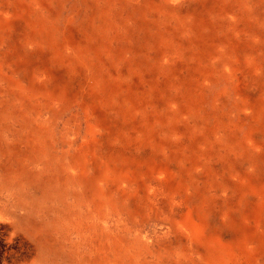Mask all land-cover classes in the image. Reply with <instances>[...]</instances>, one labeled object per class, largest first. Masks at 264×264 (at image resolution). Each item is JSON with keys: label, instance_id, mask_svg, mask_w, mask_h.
Segmentation results:
<instances>
[{"label": "rangeland", "instance_id": "rangeland-1", "mask_svg": "<svg viewBox=\"0 0 264 264\" xmlns=\"http://www.w3.org/2000/svg\"><path fill=\"white\" fill-rule=\"evenodd\" d=\"M108 1L0 0L3 72L25 83L31 79L35 86L39 83L32 76L45 72L48 90L64 84L69 95L93 82L101 90L96 95L98 113L105 112L109 119L136 108L133 115H119L95 155V168H107L112 175L128 172L129 200L115 210L75 211V204L67 202L69 213H61L62 219L53 211L46 218L27 212L18 201L20 195L29 198L27 192L13 197L4 190L3 179L16 180L20 173L14 175L0 155V264H63L57 248L74 253L77 245L98 249L93 253L95 264H208L214 256L226 264H264V121L250 138L252 124L238 107L242 93L247 97L244 107L264 99V0H123L127 14H96L89 23L87 16ZM128 8L147 10L150 21L166 22L170 42L155 38L152 22L145 26L132 17L126 23L133 10ZM182 21L201 26L212 51L200 52L209 62L192 63L199 39L188 47V41L181 43ZM188 35L192 39L196 32ZM63 44L83 66L75 58L66 60ZM231 45L238 47L232 68H219L231 70L229 83L211 72ZM162 53L176 59L159 69ZM198 68L205 82L197 78ZM186 90L199 100L195 109L184 105ZM245 110L246 116L252 115V110ZM219 121L234 132V142L246 146V155L231 152L221 133L213 132ZM0 146L5 147L3 141ZM138 169L141 173L133 178ZM55 175L63 181L61 170ZM63 188L62 183L56 185ZM62 193L75 198L77 191L70 187ZM58 220L61 229L56 227ZM220 243L224 249L215 252Z\"/></svg>", "mask_w": 264, "mask_h": 264}, {"label": "bare ground", "instance_id": "bare-ground-1", "mask_svg": "<svg viewBox=\"0 0 264 264\" xmlns=\"http://www.w3.org/2000/svg\"><path fill=\"white\" fill-rule=\"evenodd\" d=\"M122 2L123 0H110L105 4L101 3L102 5L99 10L97 9L98 11L92 12V14L87 16L88 22L93 24V21L97 19L96 14H98V17L107 16L108 18H113L114 15H123V13L127 14L126 8L122 6ZM128 9L133 10L128 13L126 23L130 24L129 20H131L132 17H135L134 21H140L145 26L152 22L150 27L156 28L155 36L157 37L155 38L163 40L165 43L170 42L169 40L171 34L167 28L166 22H164V24L161 19L158 20V23L156 22V19L150 21L147 10H134V8ZM103 11L104 13H102ZM204 18L206 19V17ZM180 27L181 43L188 41L187 44H189L184 46L188 47L193 45L194 41L199 39L197 46L199 50L197 49V54L193 53L192 63H194V65H200L204 62H209L208 59L210 58L208 56H204V54L200 52L203 48H206L208 51H212V49H210L204 42V35L202 36L203 31L201 26L189 25L183 22ZM262 28H264V25ZM192 32H196V35L194 38L189 39L190 36L188 34ZM61 47L63 49V53L66 54L65 57L69 58L66 59L67 61L75 58L76 61L79 62V65L83 66V60L81 58L79 59L77 56H73V52L66 48V44H63ZM171 47L174 52L178 51L177 46L174 43H171ZM230 47L231 50L229 53H221L219 55V59L216 62L217 70H213V72H211L214 77H218V75H220L229 83V80L232 77L231 70L225 67L223 70H219V68L221 65L226 64L232 68V65L234 64L233 61L238 56L236 50L238 47H236V45H231ZM183 49L184 47L180 46V52L183 51ZM144 52L146 53L147 50ZM148 55L150 56L151 53ZM174 59H176V57H174ZM174 59L169 55L162 53L160 55L159 62L156 63V66L159 69H163V67H170L172 60ZM180 62L182 61L180 60ZM2 67V63L0 62V143L3 141L5 145V147L0 146V155L6 158V161L8 162L14 175L20 173V176L14 178L16 180L10 181L8 179H3L2 183L4 182V190L9 192L13 197L17 196L20 191L27 192L29 198H20L23 196L19 194L20 196L18 197V201L21 202V206L23 205V207L28 210L27 212H35L43 218H46L53 211L57 214V219H62L64 215L61 213H69L66 207L67 202L70 205L75 204V206L72 205V207L74 206V210L78 211L81 207L115 210L114 207L128 201L129 194L125 189V187L127 188L128 183V172L125 170L120 172L117 171L116 174L114 173V175H112L110 170L107 168H95V155L97 154V146L100 145V140L103 137V134H107V132L108 135L112 134L113 127L116 126V123L119 120V115H122L120 119L133 115L136 108L133 111V106L131 105V110H123L120 114L109 119L108 114L105 112L100 111L98 113L100 107L96 103V95L101 93V90H96L94 87L95 83L93 82H86L83 87L85 89L69 95V92L66 91V86L64 84L61 87H54L51 91L48 90L45 87V83L48 82L49 79H47L45 72L37 71L32 76V79L35 78V80L39 83V85L37 84V86H35L33 82H30L31 79L25 83V80L14 77L12 72H3ZM195 72L197 78L200 79L199 81L206 80L203 74H200L199 68L195 69ZM197 78H195V80L198 83ZM226 86L229 87L228 85ZM262 88L264 90V82H262ZM187 92L189 91L186 90L182 95L184 105L187 108L190 107L191 109H195V103H199V100H193L192 94L187 95ZM102 96L106 98L105 95L102 94ZM160 96L164 97L165 94L161 93ZM238 97L240 99L239 102L241 103L238 106L241 108L239 113L243 114V117L248 119V121L252 124L250 130L252 132L250 133L251 138V135L257 134V129L261 128L260 121H264V99L255 100L254 104L250 107H244L245 104L242 102H246L247 97L244 93H242V96L238 95ZM41 98L45 99L42 103ZM42 106L43 109H41ZM81 106L83 107L80 109ZM245 109H250V111L252 110V115L246 116ZM42 113L43 115H41ZM172 115L174 116V112H172ZM178 117L179 115H177V118ZM176 120L177 119H175V121ZM225 121L228 122L227 120ZM226 122H217L213 128V132L221 133L223 136V144L227 146L230 145L229 147L231 148V152L237 150L246 155V146L241 147L238 142H234L235 134L234 132H231V128L227 126L228 124ZM56 132L58 133V136ZM204 134L206 136L209 135V133ZM124 138L128 137L124 136ZM57 170L62 171L64 177L63 181L57 179V176L55 175ZM139 171L140 169H138L137 172H135L136 174H133L132 177L134 178V175L141 173V171ZM60 183L63 184L65 189H56V185ZM25 185L28 187H25ZM54 185L55 187L53 188L52 186ZM69 186L71 189L77 191L75 198L74 195L67 196V194L62 193V191L69 189ZM46 222L49 223V220L47 219ZM60 222L61 220H58L56 223L57 229H61ZM80 234L83 236V231H80ZM62 238L64 239V237ZM221 248L223 247L220 243V246L216 247L215 252L218 251L220 253ZM226 248L228 249V252H230L229 247ZM57 249H59L64 256L62 259L63 264H95L93 253H96V250H98L95 246L86 248L81 245H77L74 253H70L69 251L65 252L66 248L62 246H59ZM207 262L208 264H226V260L218 256L211 257V260H208Z\"/></svg>", "mask_w": 264, "mask_h": 264}]
</instances>
